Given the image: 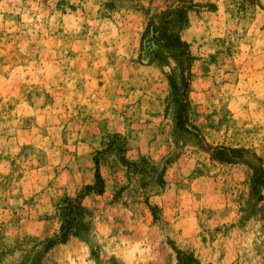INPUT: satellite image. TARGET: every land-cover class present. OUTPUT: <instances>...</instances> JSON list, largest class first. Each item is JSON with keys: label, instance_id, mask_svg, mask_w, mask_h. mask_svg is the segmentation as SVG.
<instances>
[{"label": "rangeland", "instance_id": "rangeland-1", "mask_svg": "<svg viewBox=\"0 0 264 264\" xmlns=\"http://www.w3.org/2000/svg\"><path fill=\"white\" fill-rule=\"evenodd\" d=\"M180 5L0 0V264H264V188L249 179L264 169V0L183 6L182 129L168 85L182 56L138 59L146 22ZM223 147L241 150L214 159ZM97 151L103 192L45 249Z\"/></svg>", "mask_w": 264, "mask_h": 264}, {"label": "trees", "instance_id": "trees-1", "mask_svg": "<svg viewBox=\"0 0 264 264\" xmlns=\"http://www.w3.org/2000/svg\"><path fill=\"white\" fill-rule=\"evenodd\" d=\"M190 2V0H180L181 5L172 9H166L160 12L158 22L154 23L148 20L145 27L140 35L139 40V54L138 59H145L147 62L151 61L156 57L155 45H161L168 49H177L178 54L182 56L180 59L181 74L179 76V83L176 84L172 79L168 78V85L170 89V98L176 103V115L175 124L178 128H183L185 122L184 113L186 112L188 101V75H189V60L190 55L187 51V43L182 41L178 34L172 30L171 26L176 23L184 22V5ZM185 63V64H184ZM185 71V73H184ZM229 150L236 152L241 149H229L226 147L216 149L214 159L220 161H229L230 158H226L225 151ZM101 151L95 152L93 157V181L83 185L82 189L73 196H63L55 203L56 213L55 216L58 218V233L53 238L46 241L45 249L58 244L65 243L70 236L76 235L77 231L82 226L83 209L81 206V200L88 193L101 194L103 192V179L98 171L97 167V154ZM252 188L260 186L264 188V169L261 167H253L252 174L250 176ZM178 263L188 264L194 262V258L190 254L178 253Z\"/></svg>", "mask_w": 264, "mask_h": 264}]
</instances>
